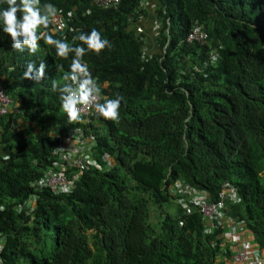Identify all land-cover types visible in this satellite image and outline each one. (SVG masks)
I'll return each instance as SVG.
<instances>
[{
	"label": "trees",
	"instance_id": "obj_1",
	"mask_svg": "<svg viewBox=\"0 0 264 264\" xmlns=\"http://www.w3.org/2000/svg\"><path fill=\"white\" fill-rule=\"evenodd\" d=\"M45 2L67 17L76 9L77 19L65 35L51 21L38 32L84 46L72 37L95 28L109 40L111 47L89 50L82 61L102 102L123 99L116 121L97 114L82 127L97 136L98 167L71 180L72 190H55L50 175L70 177L54 151L73 127L59 88L71 83L63 76L74 54L58 57L43 40L35 53H20L0 31V86L12 103L0 118V261L216 264L215 237L204 234L202 216L184 215L172 202L178 180L210 202L226 184L234 188L240 204H230L232 213L264 246V0H159L161 28L152 42L130 28L131 17L148 16L142 0L110 8ZM198 26L209 35L203 45L188 42ZM41 62L44 77L25 79L26 65ZM32 195L35 209L20 213Z\"/></svg>",
	"mask_w": 264,
	"mask_h": 264
},
{
	"label": "clouds",
	"instance_id": "obj_2",
	"mask_svg": "<svg viewBox=\"0 0 264 264\" xmlns=\"http://www.w3.org/2000/svg\"><path fill=\"white\" fill-rule=\"evenodd\" d=\"M92 4L98 8L116 6H98L95 0H92ZM152 7L150 0H142L140 9L144 8L150 10ZM59 11L60 10L53 4L48 2L41 5V0H0V31L10 38L12 49L20 53L25 51L29 54L35 53L40 47L38 41L43 40L45 44L51 45L54 48L55 54L58 57L67 58L69 53L74 54L68 65V70L63 76L64 80L71 81V83L65 84L63 87L59 88L60 106L66 113L73 127L66 135L60 138L59 145L54 151V159L66 160V164L63 166L62 171L64 173H70V177L62 176L60 178L70 182L71 180L78 181L86 172L98 167L97 160L94 158L98 143L97 136L94 131L84 130L82 128L83 125L85 124L89 127L97 114L106 120L116 121L119 117V109L123 97L117 94L115 99H106L102 102L100 85L97 84L96 79L89 71L87 63L82 61V57L89 50L99 54L106 47H111L109 40L102 38L99 31L93 28L87 33L81 32L79 35L72 37L73 41L78 40L82 42L84 46L79 44L71 46L64 39L55 38L47 31L38 32V29L41 28L47 30L51 21L53 32L65 35L68 23L75 22L77 19L76 9L70 12L68 17ZM56 15L61 16L65 22V28L62 31H58L53 24V18ZM145 20L146 18L141 13H139V21L137 22H134L131 17L129 19L131 23L130 28L138 34H143L144 28L142 27V23ZM208 39V32L204 30L203 26L194 28L188 36L189 43H199L202 45L205 44ZM210 57L213 63L217 62L219 59L218 54L215 52H212ZM45 67L46 65L43 62L39 63L38 66L33 63H28L24 71V78L37 82L40 81L44 77ZM53 88H56L55 81H53ZM0 89L4 91V96L8 100L6 113L0 115V118H2L8 114L9 110L12 108V103L1 86ZM98 99L99 102H97ZM88 105H93L95 111L93 110L88 116L81 115L83 107ZM80 122H83V124H80ZM77 145L82 148L81 151L76 148ZM5 158L7 159V157ZM80 162H90L91 164L88 165L86 169L81 170L79 167ZM107 162L109 166L114 164L112 160ZM76 176L77 179H74ZM50 187L61 191L59 188ZM67 189L72 190V185ZM170 196L173 198L172 202L179 207L184 215L188 216L197 212L202 216L204 234L208 237H215L209 244L211 247L217 248L214 254L216 264H221L224 260L228 261L230 264H264V258L260 255V250H262L264 246L257 244L255 238L253 247L248 243L235 242L233 237L230 239L229 243L224 241L223 231L232 225L236 227L238 224H243L247 227L248 231L251 232L246 221L242 220L231 211L232 206H230V204H240L234 188L226 184L223 186L220 199L216 202H210L212 198H210L207 193L188 186L183 180H178L170 188ZM219 203H222V207L219 208L221 215L213 217L206 212L207 207L218 205ZM35 207L36 201L33 199V195L26 199L24 203H20L17 206L20 213L29 208L35 209ZM180 224L183 226L184 223L181 222ZM251 234L253 236L252 232ZM0 246V250L3 249L1 243ZM0 264H3V262L0 261Z\"/></svg>",
	"mask_w": 264,
	"mask_h": 264
},
{
	"label": "built area",
	"instance_id": "obj_3",
	"mask_svg": "<svg viewBox=\"0 0 264 264\" xmlns=\"http://www.w3.org/2000/svg\"><path fill=\"white\" fill-rule=\"evenodd\" d=\"M95 2H96V5H98V6L110 7V6L119 4L121 2V0H95ZM53 24L55 25V27L58 31H62L65 28V22H64L63 18L59 15H56L53 18ZM97 102H99V99ZM7 103H8V100L4 96V91L2 89H0V115L6 113ZM93 110L95 111L93 105L84 106L83 110L81 112V115H87L88 116L91 114V112ZM76 148L80 149V151L82 150V148L79 145H77ZM90 164H91L90 162H86V163L80 162L79 167L81 170H84ZM74 179H77V176ZM48 184H49V186H58V185L62 186V188L65 190V189L69 188V186H71L72 181L67 182V181H64L60 177L49 176ZM220 207H222V203H219L218 205H213V206L207 207L206 212L208 214L212 215L213 217H217V216L221 215L219 212Z\"/></svg>",
	"mask_w": 264,
	"mask_h": 264
},
{
	"label": "crops",
	"instance_id": "obj_4",
	"mask_svg": "<svg viewBox=\"0 0 264 264\" xmlns=\"http://www.w3.org/2000/svg\"><path fill=\"white\" fill-rule=\"evenodd\" d=\"M151 3H156L155 0H150ZM155 1V2H152ZM232 215V214H231ZM224 234H223V238L224 241L229 243L230 239L233 237V240L235 242H240V243H248L250 244L252 247L254 246V237L252 236L251 232L248 231L247 227L244 226L243 224H238V226H231V227H227L226 229H224ZM260 255L264 258V248L262 250H260ZM221 264H230L228 261L224 260Z\"/></svg>",
	"mask_w": 264,
	"mask_h": 264
},
{
	"label": "rangeland",
	"instance_id": "obj_5",
	"mask_svg": "<svg viewBox=\"0 0 264 264\" xmlns=\"http://www.w3.org/2000/svg\"><path fill=\"white\" fill-rule=\"evenodd\" d=\"M156 1V0H155ZM152 1V2H155ZM159 0L156 1V3L152 4V8L148 11V16L146 18V20L142 23V27L144 28V34H146L147 36L149 35L148 40L150 42H152L151 39H155L156 35L158 34V32L160 31L161 28V23L159 21V16L157 14V7ZM156 7V9H155ZM158 19V20H157ZM148 32V34H147ZM154 45L153 43L149 44L148 50L151 51L153 50ZM263 182H264V176H263Z\"/></svg>",
	"mask_w": 264,
	"mask_h": 264
}]
</instances>
